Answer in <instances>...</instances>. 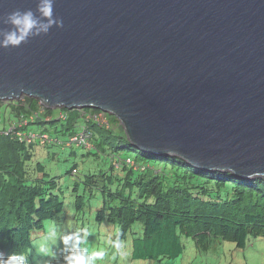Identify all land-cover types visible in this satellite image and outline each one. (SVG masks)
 I'll list each match as a JSON object with an SVG mask.
<instances>
[{
  "label": "water",
  "instance_id": "95a60500",
  "mask_svg": "<svg viewBox=\"0 0 264 264\" xmlns=\"http://www.w3.org/2000/svg\"><path fill=\"white\" fill-rule=\"evenodd\" d=\"M27 8L0 0V16ZM54 14L62 28L0 49V101L99 109L141 151L264 177V0H56Z\"/></svg>",
  "mask_w": 264,
  "mask_h": 264
},
{
  "label": "trees",
  "instance_id": "16d2710c",
  "mask_svg": "<svg viewBox=\"0 0 264 264\" xmlns=\"http://www.w3.org/2000/svg\"><path fill=\"white\" fill-rule=\"evenodd\" d=\"M99 112L63 108L53 113L30 97L6 105L0 102V252H23L30 262L34 238L46 230V223L63 228L60 176L51 174L43 158L35 156L37 148L45 149L49 160L73 158L66 175H79L82 165L83 177L70 190L74 208L81 212L87 194L91 198L101 193L92 221L116 227L131 260L174 259L183 253L187 240L207 251L221 241L244 249L251 238L264 236V177L244 179L231 171H203L175 155L146 153L126 139L114 115L105 113L109 123L118 126L117 132L87 118ZM11 122L16 127L7 131ZM81 127L92 133L90 146L67 145ZM17 131L46 133L55 141L22 142ZM73 146L84 151L78 155ZM98 157L108 166L95 164L97 171L92 172L84 160ZM80 212L65 221L69 231L85 228Z\"/></svg>",
  "mask_w": 264,
  "mask_h": 264
},
{
  "label": "rangeland",
  "instance_id": "374dc122",
  "mask_svg": "<svg viewBox=\"0 0 264 264\" xmlns=\"http://www.w3.org/2000/svg\"><path fill=\"white\" fill-rule=\"evenodd\" d=\"M24 97L27 96L22 95L19 99L4 100L0 102L6 105L10 102L13 103L15 101L21 100ZM38 102L43 106L40 101ZM39 110L40 113H42V108ZM56 112L57 108H54L53 113ZM104 113L101 112V115H98V121L103 123L108 129L114 130L115 132L119 131L117 125H111L109 123L108 118H105ZM72 148L73 151H75L78 155L84 151V149L80 147L73 146ZM65 149L67 151L69 150V148ZM45 151V149L37 148L35 151V156L37 157L38 155V157L43 158V161H45L51 174L60 176L59 183L61 193H59V195L64 201L65 212L61 215L64 221L62 222L63 228L60 226L51 228L52 226L49 225V222L46 223V230L42 233H39L34 238L29 264H56V259L61 255L62 245L59 243L57 238H48L49 234L51 231H56L58 235L69 232L66 224L68 221H72L71 216H73V213L76 214L80 212L77 211L73 206L74 197L71 196L70 190L73 187V182L75 180L79 181L83 177L82 165L79 164L78 166L79 175H66L64 173L66 170L71 168L74 163V159L69 158L65 162H58L57 160L53 159L49 160V158L47 159L48 156H46ZM129 154H133V152L129 151ZM63 158L64 155H59V159ZM84 161L86 167L92 168V170L90 169L92 172L97 171L95 164L102 168H107L108 166V164L103 163L99 157L96 160L89 158ZM79 192L82 193V188ZM86 196L88 197V200L85 202V206L83 207V210L80 212V214L83 216V219L86 222L85 228H87L89 232L91 230L93 231L88 237L89 247L93 251L103 250L106 252L104 260L102 262H98V264H264V236L251 238L248 242V245L244 249H237L235 248L234 244L221 241L216 242L207 251H203L196 247L191 240H187L185 241V249L183 253L174 259H164L158 261L131 260L129 259V251H127V249V257L125 260L122 261L119 256H116V258L113 259L114 250L105 243V237L106 235L113 233L116 230V227H107L104 224L98 226L92 221L94 220V213L96 209L99 205H101L102 202L101 193H95V195L91 198H89L88 194ZM65 221H67L66 224ZM80 222H82L81 219ZM49 228L51 229L49 230ZM97 232L100 233V237L98 236ZM41 246L47 249L48 254H44L39 251Z\"/></svg>",
  "mask_w": 264,
  "mask_h": 264
},
{
  "label": "clouds",
  "instance_id": "9594fccd",
  "mask_svg": "<svg viewBox=\"0 0 264 264\" xmlns=\"http://www.w3.org/2000/svg\"><path fill=\"white\" fill-rule=\"evenodd\" d=\"M56 0H35V8L14 9L0 16V49L18 48L31 38L47 35L55 26H64L62 18L54 14ZM23 90V89H21ZM87 228H80L64 234L51 231L48 238H57L62 245L61 255L56 264H98L105 258L103 250H91ZM105 243L114 250L113 259L119 256L121 260L127 257L126 242L121 239L119 230L106 235ZM39 251L48 254L45 247ZM0 264H29L28 257L23 252L5 255L0 252Z\"/></svg>",
  "mask_w": 264,
  "mask_h": 264
},
{
  "label": "built area",
  "instance_id": "2783aa9c",
  "mask_svg": "<svg viewBox=\"0 0 264 264\" xmlns=\"http://www.w3.org/2000/svg\"><path fill=\"white\" fill-rule=\"evenodd\" d=\"M41 108L42 107H40V109ZM101 112H103V111H100L98 114H87V118L92 120L94 123L104 125L103 123L98 121V118H99L98 115H101ZM40 114H42V113H40ZM36 116H37V114H34L31 118H34ZM104 116L106 118L105 113H104ZM15 127H16V123L11 122V123H9V127H8L7 131H11L12 129H15ZM15 136L18 138L19 141L26 142V143H30V142L35 141L37 143L43 144V143H50V142L55 141V139H52L46 133L38 134V133H35L34 131H24V132L17 131L15 133ZM91 137H92L91 131H89V129L81 127L79 130H77V132L74 135H72L68 139V142L66 144L67 145H73L74 144L76 146L89 147ZM125 162L129 165H133V162H131L130 158L125 159Z\"/></svg>",
  "mask_w": 264,
  "mask_h": 264
}]
</instances>
